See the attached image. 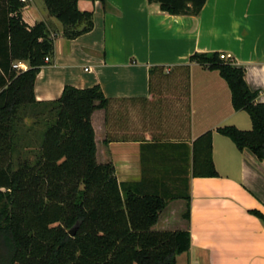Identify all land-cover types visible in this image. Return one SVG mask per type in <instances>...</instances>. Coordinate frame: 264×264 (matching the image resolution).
Segmentation results:
<instances>
[{
	"label": "crops",
	"instance_id": "0c3cea01",
	"mask_svg": "<svg viewBox=\"0 0 264 264\" xmlns=\"http://www.w3.org/2000/svg\"><path fill=\"white\" fill-rule=\"evenodd\" d=\"M6 2L0 0V16ZM78 6L93 10L94 27L74 39L44 0H28L23 9L30 25H48L55 43L36 77L37 100L58 99L66 85L101 87L110 103L92 116L96 161L115 165L126 190L167 200L153 228L192 234L176 264H264V219L251 213L264 214V160L217 131L251 129L250 116L233 108L218 70L191 62L199 52L228 55L264 102V0H207L198 15H172L148 0ZM153 67L163 74L151 80ZM209 130L217 175L195 176V156L200 167L205 152L196 140ZM188 204L190 219L183 216Z\"/></svg>",
	"mask_w": 264,
	"mask_h": 264
},
{
	"label": "trees",
	"instance_id": "16d2710c",
	"mask_svg": "<svg viewBox=\"0 0 264 264\" xmlns=\"http://www.w3.org/2000/svg\"><path fill=\"white\" fill-rule=\"evenodd\" d=\"M6 1L0 16V264H176L178 255L190 249L192 234L189 229L153 228L167 200L126 190L118 181L115 165L96 161L92 116L95 109L107 108L110 99L99 85H66L58 99L38 101L34 95L36 77L46 64L45 57L54 52L55 43L44 21L34 25L26 22L22 0ZM78 1L44 0L49 13L64 25L63 34L68 39L94 27L93 10H82ZM148 1L159 3L172 15H198L207 0ZM21 60H26L29 67L17 73L13 64ZM191 62L221 73L232 93L233 108L246 111L253 126L242 129L223 125L217 131L240 150L250 149L264 160V102L259 100L260 91L248 86L244 68L232 58H222L218 51L195 53ZM162 71V67L150 69L151 80ZM189 71L187 65L188 92ZM25 104L50 107L54 118L44 129L36 161L19 160L14 167V130ZM212 134L209 130L196 140L202 142L205 152L200 167L195 156V176L217 175ZM77 180L80 185L70 219L71 224L80 223L81 231L73 244L68 243L66 234L57 232L56 222L65 208L52 201L50 191H38V209L21 212L15 204L25 183L42 187L45 182H56L58 187L60 181L72 184ZM251 213L264 219L258 209ZM183 216L191 218L190 204Z\"/></svg>",
	"mask_w": 264,
	"mask_h": 264
},
{
	"label": "rangeland",
	"instance_id": "374dc122",
	"mask_svg": "<svg viewBox=\"0 0 264 264\" xmlns=\"http://www.w3.org/2000/svg\"><path fill=\"white\" fill-rule=\"evenodd\" d=\"M20 71H17L19 73ZM20 118L16 122L15 135H14V167H16L19 160H29L34 163L41 152V142L43 139L44 129L53 120L54 116L50 112V107L43 105L34 106L25 104L20 108ZM80 180V179H79ZM79 180L72 184H67L60 181L58 187L56 182L48 185L46 182L42 187L38 183L28 184L25 183L24 189L18 193L15 204L19 206V211L23 212L25 209L35 210L39 208V190L47 193L50 191L52 194V201L60 205L63 204L65 212L56 222L58 234L67 235L66 240L69 244H73L76 235L80 233V223L71 224V216L74 212V203L80 185ZM54 188L56 191H53ZM75 229L74 235L70 232Z\"/></svg>",
	"mask_w": 264,
	"mask_h": 264
},
{
	"label": "built area",
	"instance_id": "2783aa9c",
	"mask_svg": "<svg viewBox=\"0 0 264 264\" xmlns=\"http://www.w3.org/2000/svg\"><path fill=\"white\" fill-rule=\"evenodd\" d=\"M25 4L28 2V0H22ZM221 57L224 59H229L230 57L228 55H225L224 53H220ZM46 62H50V56L45 57ZM13 67L18 69L20 72L22 70H26L28 68V64L25 63L23 60L17 61L13 64Z\"/></svg>",
	"mask_w": 264,
	"mask_h": 264
},
{
	"label": "water",
	"instance_id": "95a60500",
	"mask_svg": "<svg viewBox=\"0 0 264 264\" xmlns=\"http://www.w3.org/2000/svg\"><path fill=\"white\" fill-rule=\"evenodd\" d=\"M75 229L70 232L71 235H74Z\"/></svg>",
	"mask_w": 264,
	"mask_h": 264
}]
</instances>
